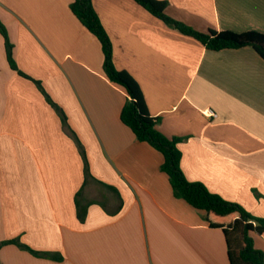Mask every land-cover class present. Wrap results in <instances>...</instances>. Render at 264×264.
Instances as JSON below:
<instances>
[{
	"label": "crops",
	"instance_id": "crops-1",
	"mask_svg": "<svg viewBox=\"0 0 264 264\" xmlns=\"http://www.w3.org/2000/svg\"><path fill=\"white\" fill-rule=\"evenodd\" d=\"M73 0H0V264H227L220 229L173 197L162 155L121 123ZM207 32L264 33V0H161ZM112 62L137 83L157 130L180 138L189 181L264 218V61L211 51L133 0H91ZM20 72V73H19ZM211 111L214 116H209ZM264 256V233L251 234Z\"/></svg>",
	"mask_w": 264,
	"mask_h": 264
},
{
	"label": "trees",
	"instance_id": "trees-1",
	"mask_svg": "<svg viewBox=\"0 0 264 264\" xmlns=\"http://www.w3.org/2000/svg\"><path fill=\"white\" fill-rule=\"evenodd\" d=\"M133 1L166 25L195 39L207 50L219 51L250 46L264 61V33L259 31L236 33L229 30L201 32L168 17L164 12L165 1ZM69 10L80 24L98 39L103 54L105 76L112 83L121 86L127 95L119 119L138 141L148 143L162 155L160 171L167 175L173 197L183 200L194 209L203 211L208 226L221 230L227 264H264L263 253L254 247L251 236L252 233H264V218L250 214L239 204L227 201L211 193L202 183L189 181L185 177L180 166L181 152L178 148L181 139L167 138L157 130L158 119L148 114L137 83L127 72L114 67L111 41L100 23L91 0H73ZM0 35L4 43L6 61L12 70L17 71L11 53L12 45L1 22ZM3 244H16L31 254L38 255L15 240L0 242V246Z\"/></svg>",
	"mask_w": 264,
	"mask_h": 264
},
{
	"label": "built area",
	"instance_id": "built-area-1",
	"mask_svg": "<svg viewBox=\"0 0 264 264\" xmlns=\"http://www.w3.org/2000/svg\"><path fill=\"white\" fill-rule=\"evenodd\" d=\"M208 115L211 117L214 116V114L211 111H208Z\"/></svg>",
	"mask_w": 264,
	"mask_h": 264
}]
</instances>
